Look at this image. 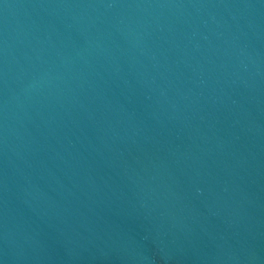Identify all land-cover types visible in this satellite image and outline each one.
Here are the masks:
<instances>
[{
  "label": "water",
  "instance_id": "1",
  "mask_svg": "<svg viewBox=\"0 0 264 264\" xmlns=\"http://www.w3.org/2000/svg\"><path fill=\"white\" fill-rule=\"evenodd\" d=\"M0 264H264V0H0Z\"/></svg>",
  "mask_w": 264,
  "mask_h": 264
}]
</instances>
